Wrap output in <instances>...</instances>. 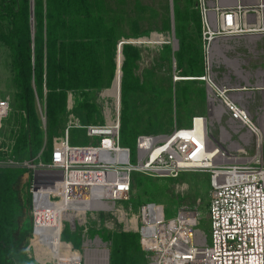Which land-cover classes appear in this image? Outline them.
I'll return each instance as SVG.
<instances>
[{"label":"built area","instance_id":"1","mask_svg":"<svg viewBox=\"0 0 264 264\" xmlns=\"http://www.w3.org/2000/svg\"><path fill=\"white\" fill-rule=\"evenodd\" d=\"M195 8L200 17L204 72L187 78L177 73L174 82L187 81L184 78L203 83L208 115H195L189 127H176L168 134L140 135L138 163L134 165L130 149L121 145V89L117 99L107 94L113 85L102 90L99 97L104 124L85 125L77 119L79 123L67 126L65 138L55 143L51 162L43 170H35L34 233V190L40 171L51 174L49 186L59 190L58 194H50V201L63 204L74 215L72 220L61 219L55 242L44 243L45 248L53 245L54 249L48 263L35 258L40 264H110L108 242L99 236L89 237V213L99 226L103 223L110 231L118 227L121 232L140 233L147 264H264V139L247 109L230 94L246 88L220 83L215 72L220 56L217 60L214 56L217 45L241 38H264V0H196ZM153 35L163 36L123 38L117 51L124 46L150 48ZM72 94L68 92V114L73 110ZM218 106L223 109L221 118L229 119V130L220 129L221 136L222 129L229 135L225 141L212 131V116ZM10 109V99L0 98V121L8 117ZM108 111L114 114L111 121L106 117ZM70 118L76 119L72 114ZM71 128L84 129L96 144L71 145ZM252 148L257 152L251 157L247 151ZM256 155L258 158L251 160ZM186 172L209 174L210 244L197 228L201 215L197 209L183 206L175 218L166 220L164 210L155 204L141 206L138 214L132 208L117 206L118 201L131 198L134 173L177 179ZM67 225L72 235L79 233L82 250L72 241L62 242Z\"/></svg>","mask_w":264,"mask_h":264},{"label":"rangeland","instance_id":"2","mask_svg":"<svg viewBox=\"0 0 264 264\" xmlns=\"http://www.w3.org/2000/svg\"><path fill=\"white\" fill-rule=\"evenodd\" d=\"M192 2L195 4L196 0H180L179 3L178 0H173L174 11L176 6L185 9ZM105 3L109 6L108 8H114L115 10V13H109L108 17L115 15L116 18L121 19L117 29V34L122 35L120 40L128 37L136 38L132 36V33L137 28H140L144 32L148 31L149 35H163H153L152 39L161 40L153 41L152 45H159L164 42V39L172 37V25L168 31L161 30L164 17H169L171 20L172 0H106ZM9 27L6 21H0V98H8L11 101V109L8 117L0 121V153H6L5 159L0 158V172L11 171L17 174L31 170L34 177L35 170H43V166L48 164L45 158L48 154L52 157L55 143L65 138L67 126L78 124L79 120L77 118L69 119L70 114L75 115L76 111L74 112L73 110L68 114L67 109L61 122L56 128L52 127L54 129L50 131L47 123L46 98L40 99L36 97L39 126L45 146L40 149L34 159H29L27 153H24L21 159H14L7 156V154L11 155L13 153L24 118L19 102L20 90L15 77L13 54L6 42V37L10 33ZM189 33L193 38L197 37L192 25ZM228 45L230 47L223 51V54L233 62V65L231 66L223 62L222 58L219 59V65L215 69L218 81L220 83H227L231 88H247L245 90L246 92H241L243 94L242 96H238L237 92L230 94L233 95L232 97L236 102L242 104L247 109L252 120L258 126L263 127L264 90H254L251 92L248 90V87L256 86L259 81V77H256L258 71H264V38L255 41L241 38L235 41H229ZM168 46L171 47L172 52L166 51L167 46L150 48L136 47L139 49L141 55L134 69V75L139 80V87L135 93L129 96V104L133 119L136 123L134 126L137 127L138 135L168 134L176 127H189L194 115H208L206 89L202 83L196 81L174 82V77L177 73L184 78L196 76H184V71L188 68V65L185 64L184 67H180L175 58V53L179 50L173 52V46ZM235 69L243 70V75L246 73L248 80L236 75ZM200 89L205 90L204 99L195 93V91ZM184 92H190L188 99H186ZM96 94H91L85 100L79 101L80 103H78L76 102L78 101L76 100V94L73 93V108L74 104L75 107L76 104L78 107L84 104L96 106L93 122L89 124H104L105 119L103 109H101L102 101L99 95L96 96ZM97 100L101 108L97 105ZM220 119V123L218 121L216 122V120L213 122L212 131L216 138L221 136V127L229 130L227 126L228 116L223 118L220 116ZM69 140L71 145L84 146L91 143L96 144L94 142L95 140L90 139L86 131L81 128L69 129ZM121 145L130 149V161L134 165L137 164V139L129 136L127 137L126 144L123 145L121 143ZM247 152L252 157L257 151L255 148H252ZM27 176V174L24 176L23 181L27 180ZM58 193L59 190L57 188H49V196L50 194ZM22 195L25 211L23 210L20 224L17 227L18 232L23 235H30L32 233L31 237L34 240V223L32 219L33 203L31 208L28 200L30 196L26 193V190ZM147 204H155L162 208L164 210L163 216L166 220L175 218L183 206L197 209L201 214L200 223L197 228L206 234L208 244L211 243L209 174L203 172H186L177 179H160L143 173H134L131 198L128 201H118L117 206H122L127 210L132 208V211L138 214L141 206ZM47 211L46 215L44 214L43 216H51L53 224H58V218L54 215L57 210L55 208L50 210L49 207ZM41 216L38 215V218H41ZM88 216L90 227L89 237L99 236L104 242H108L111 254L110 264H123V255L115 245L116 236L120 234L132 236L134 239L133 242H135L132 248L129 249V264H147V255L142 250V236L140 233L121 232L118 227L116 231H110L104 227L103 223L99 226L92 219V213H89ZM99 216L103 222L105 218L103 213ZM40 221L43 224L44 219L41 218ZM69 230L67 225V229L62 236V242L72 241L77 249L82 250L79 233L72 235ZM66 235H69L68 239ZM43 245L44 242L42 241H39L37 245L32 244L30 250L27 251L30 260L24 256H22V259L31 264H35L34 261L37 262V260L41 263H48L49 261L42 262V260L51 249L45 248ZM37 264L40 263L38 262Z\"/></svg>","mask_w":264,"mask_h":264},{"label":"trees","instance_id":"3","mask_svg":"<svg viewBox=\"0 0 264 264\" xmlns=\"http://www.w3.org/2000/svg\"><path fill=\"white\" fill-rule=\"evenodd\" d=\"M105 2L106 0H35L33 38L30 0H0V21H6L10 26L6 42L13 54L15 77L20 90L19 102L24 115L15 148L11 155L7 154L8 157L21 159L27 153L29 159H34L45 146L39 126L36 97L46 98L47 123L51 131L67 112L68 92L75 93L78 100L76 102L80 103L87 96L96 93L97 96L102 90L110 88L115 77L113 87L107 94L117 99L122 74L121 143L125 145L129 136L137 139L141 135H138L137 127L134 126L136 123L129 104V96L139 87L134 69L141 57L140 51L134 46H124L123 55L122 52L118 53L119 67L124 56L122 73L116 72L117 46L122 36L117 34L120 21L105 18L104 14L108 11ZM174 13L176 37L180 44L179 51L175 53L176 61L180 67L188 65L184 76H200L204 72L201 25L195 4L192 2L185 9L176 6ZM191 25L197 35L195 38L189 33ZM170 29V18L164 17L161 30ZM147 35L149 32L141 31L140 28L132 33L136 38ZM164 42L171 43V38L164 39ZM166 51L172 52L171 47L167 46ZM195 93L200 98H205L204 89ZM189 94L190 92H184L186 99ZM97 103L101 108L98 100ZM70 104L72 106L73 98L70 99ZM96 108L88 104L80 107L76 104L75 107L74 104L73 110L76 111L75 116L88 125L93 122ZM113 116L112 112L106 113L109 121ZM5 154L0 153V158L5 159ZM45 160L50 163L51 155H46ZM26 174L27 180L23 181ZM50 175L41 172L37 177L35 195L40 198L47 196V185L52 178ZM32 181L31 170L17 174L11 171L0 172V264H31L23 260L22 256L29 259L26 250L32 233L23 235L18 232L17 227L23 210L25 211L22 195L25 190L30 196L28 200L32 208ZM35 212L37 216L44 215L41 210ZM36 222L31 245H37L39 241L50 243V233L44 222ZM133 241L130 235L116 236L115 245L123 255V264H129L128 253L135 244ZM34 263L36 264L35 261Z\"/></svg>","mask_w":264,"mask_h":264},{"label":"bare ground","instance_id":"4","mask_svg":"<svg viewBox=\"0 0 264 264\" xmlns=\"http://www.w3.org/2000/svg\"><path fill=\"white\" fill-rule=\"evenodd\" d=\"M172 38V43H168V44H171L172 46H174V40H173V36L171 37ZM258 38H256V37H251L250 38V40L251 41H255V40H257ZM155 40H161V39H152V42L153 41H155ZM233 41H235V40H233ZM248 41V40H247ZM164 43H166V42H164ZM155 46H160V44L158 45V44H156V45H152V47H155ZM230 46L228 45V43L226 42V43H224V44H222V45H217L215 48H214V50H215V55L214 56H216V60L218 59V57L220 56V58H222V61L223 62H225V63H227V64H229V65H233V62L231 61V60H229L228 58H226L225 57V55L223 54V51H225L226 49H228ZM120 52H122V55H123V49L120 51ZM120 54V53H119ZM116 62H117V69H116V72L118 71V72H121L122 73V64H123V62H124V56H123V61H122V64L120 65V67H119V65H118V52H117V60H116ZM116 72H115V76H116ZM235 72H236V75H238V76H240V77H242L243 79H247V77H248V75H246V73H245V75H243L244 74V72H243V70H240V69H235ZM259 77V81H258V83L256 84V86H260V87H264V71L263 70H259L258 71V73H257V75H256V77ZM122 79V78H121ZM114 80H115V77H114ZM113 80V81H114ZM182 80H187V81H189V80H191V81H194L195 79H182ZM248 80V79H247ZM246 80V81H247ZM122 83V82H121ZM114 84V83H113ZM238 86V85H237ZM230 87V86H229ZM120 89H121V84H120ZM246 92V91H245ZM243 94L242 93H239L238 94V96H242ZM222 113H223V109L220 107V106H218V107H216L215 108V111H214V114H213V116H212V119L213 120H216V121H218L219 122V119H220V116L222 115ZM259 124V123H258ZM259 128H260V132H261V134H262V137H263V139H264V124H263V127H261V126H259ZM222 139L225 141V140H227L228 138H229V135L227 134V132H224L223 131V129H222ZM234 146H235V144H234ZM258 157H257V155H256V157L255 158H251V160H255V159H257ZM40 172H42V173H45L44 171H40ZM38 175H39V173H38ZM50 176H52V175H50ZM38 177V176H37ZM37 181V180H36ZM35 189H36V183H35ZM34 192H35V190H34ZM46 198L47 199H45V202L44 203H49V204H51V206H50V210H52L53 208H55L57 211H56V214H54L57 218H58V224H53V222H52V219H51V216H47V217H44L43 215L41 216V218H43L44 219V226L49 230V233H50V243H53V242H55L56 240H57V238H58V235H59V229H60V223H61V219L62 218H67V219H70V220H72L73 218H74V215H72V214H69V210H65V207H64V205L63 204H60V203H53V202H51L50 201V199H49V197L48 196H46ZM35 209H36V195H35ZM47 210H49V209H47V207H44V211H45V215H46V213L48 212ZM35 211V210H34ZM62 211H63V214H62ZM35 213V212H34ZM40 218V219H41ZM46 243H48V242H46ZM48 248L49 249H51L50 250V252L46 255V256H44V258H43V260H42V262H44V261H46L47 259H51L52 258V254H53V249H54V247H53V245H49L48 246Z\"/></svg>","mask_w":264,"mask_h":264},{"label":"water","instance_id":"5","mask_svg":"<svg viewBox=\"0 0 264 264\" xmlns=\"http://www.w3.org/2000/svg\"><path fill=\"white\" fill-rule=\"evenodd\" d=\"M35 0H30V20H31V30H32V35L34 38V34H35ZM171 25H172V36H173V40H174V46L173 48V52L179 50V40L176 38V31H175V13H174V6H173V0H172V7H171ZM122 49V48H121ZM121 49H118V53H120ZM114 81L112 82L113 85ZM247 89V88H246ZM248 90H250L251 92L254 90H264V87H260V86H250L248 87ZM262 155H264V152L262 151Z\"/></svg>","mask_w":264,"mask_h":264},{"label":"crops","instance_id":"6","mask_svg":"<svg viewBox=\"0 0 264 264\" xmlns=\"http://www.w3.org/2000/svg\"><path fill=\"white\" fill-rule=\"evenodd\" d=\"M107 7H109V6H107ZM114 14L115 13V10H114V8H108V11L104 14V16L106 15V17L105 18H107L108 20H110V21H112V20H114V18H116L115 17V15L113 16V17H111V16H109L108 17V14ZM116 19H118L119 21L121 20L120 18H116ZM203 84V83H202ZM204 85V84H203ZM205 86V85H204ZM107 89V88H106ZM205 89H206V87H205ZM206 101H207V91H206ZM207 106H208V103H207ZM75 116V115H74ZM195 116V115H194ZM76 117V116H75ZM77 118V117H76ZM77 119H79V118H77ZM80 120V119H79ZM37 183L38 182H36V187H37ZM51 186H49V184L47 185V196L49 197V188H50ZM35 193H37V190L35 189ZM46 198V197H45ZM45 198H40L39 196H37L36 195V209L35 210H41V211H43V213L45 214V211H44V207H47V209H49V207L51 206V204H49V203H47V204H45L44 202H45ZM44 200V201H43ZM49 204V205H48ZM35 216H36V220H40V218H38V216L36 215V212H35ZM29 238H31V237H29ZM36 262V261H35ZM38 262H36V264H37Z\"/></svg>","mask_w":264,"mask_h":264}]
</instances>
